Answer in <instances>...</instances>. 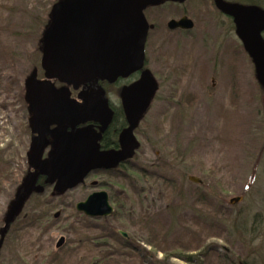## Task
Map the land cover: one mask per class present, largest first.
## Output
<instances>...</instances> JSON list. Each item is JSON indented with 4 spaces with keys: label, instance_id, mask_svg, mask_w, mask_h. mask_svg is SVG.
<instances>
[{
    "label": "rangeland",
    "instance_id": "rangeland-1",
    "mask_svg": "<svg viewBox=\"0 0 264 264\" xmlns=\"http://www.w3.org/2000/svg\"><path fill=\"white\" fill-rule=\"evenodd\" d=\"M58 1L0 0V174L10 168L0 186V230L29 172L25 84L34 72L43 75V33ZM146 15L156 26L146 47L148 67L161 89L138 130L140 147L128 171L91 176L63 195L49 186L42 199L33 196L11 226L0 264H49L55 254L64 264H88L98 255L91 241L111 244L117 257L109 264H188L156 253L147 244L156 235L155 242L172 251L200 245L182 254L195 264H264V90L252 60L212 0L165 3ZM184 15L195 29L171 31L168 23ZM178 80L185 87L177 94L172 85ZM130 167L143 174H131ZM101 191L115 212L116 201L124 206L114 217L91 219L77 211ZM235 198L242 200L232 205ZM43 210L49 217L35 225Z\"/></svg>",
    "mask_w": 264,
    "mask_h": 264
},
{
    "label": "water",
    "instance_id": "water-1",
    "mask_svg": "<svg viewBox=\"0 0 264 264\" xmlns=\"http://www.w3.org/2000/svg\"><path fill=\"white\" fill-rule=\"evenodd\" d=\"M187 0H59L50 14V22L42 40L43 56L41 67L47 81H39L34 76L26 83L27 99L38 120L53 124L64 122L62 106L69 93L57 91L51 81L78 88L93 80L115 83L118 79H128L140 72L146 61V44L150 25L145 11L164 3L183 4ZM216 8L231 17L236 27V35L245 52L252 60L258 82L264 87V9L257 5L230 3L214 0ZM170 30H191L194 22L187 17L168 23ZM157 91V82L149 70H145L139 81L122 91V100L129 128L121 136L120 152L100 153L94 144V133H81L75 137H65L64 132L53 133L55 151L51 154L52 177L47 184L54 185V191L63 195L85 182L87 176L97 169H111L125 160H131L139 147L134 131L151 106ZM52 118L51 121H44ZM55 121V120H58ZM65 118V119H64ZM38 125L37 123L35 124ZM35 139L28 159L35 173L24 180L12 202L0 231V250L6 235L22 211L28 199L34 194H42L44 187L35 186L41 172L40 150L45 145L42 132ZM55 134V135H54ZM60 138H59V137ZM46 164L43 166L45 167ZM196 184L202 182L190 177ZM242 198L231 200V204ZM76 209L92 219H106L114 214L109 195L102 192L91 194L86 201L77 204ZM60 214L56 215L58 218ZM124 237L127 234L120 232ZM64 239L58 244L62 248Z\"/></svg>",
    "mask_w": 264,
    "mask_h": 264
},
{
    "label": "flooded vegetation",
    "instance_id": "flooded-vegetation-1",
    "mask_svg": "<svg viewBox=\"0 0 264 264\" xmlns=\"http://www.w3.org/2000/svg\"><path fill=\"white\" fill-rule=\"evenodd\" d=\"M226 2H230V1H226ZM230 3H233V2H230ZM171 4L183 5L184 3L183 4L171 3ZM213 5L216 8L214 1H213ZM159 7H162V5ZM216 10L220 14V17L223 18V20L227 21L228 23H230L231 26H233L232 31L234 30L235 34H236V27H235V24L233 22V19L231 17H228V16L224 15L223 13H221L217 8H216ZM184 17H187L190 20H192L187 15H184V16L180 17L179 19H173V20L179 21ZM150 24H152V23H150ZM155 28L156 27L154 26L153 30H151V31H154ZM194 29H195V22H194V28L191 30L176 29V30H172V31H175L178 33H184V32H191ZM150 33H149V35H150ZM148 40H149V37H148ZM203 41H205V39H203ZM239 42L241 43L240 40H239ZM212 43L214 45V42H212ZM147 44H148V41H147ZM206 44H208V41ZM206 44H203L204 47ZM206 48L208 49L207 46H206ZM233 51L235 52L236 49L233 48ZM218 63H220V61H218ZM218 63H216V64L219 65ZM219 67H220V65L218 66V68L215 66V69L217 70V72H219V70H218ZM41 69H42V67H41ZM145 70H149L151 72L153 78L157 82V91L153 97L150 108L148 109V111L146 112L144 117L142 118L137 129L134 131L135 139L139 143V137L137 134L138 130H139L142 122L144 121V119L147 117L153 103L156 100V96H157L159 90L161 89V84L159 83V79L153 74V72L148 67L147 54H146L145 66L140 72L132 75L128 79H119L115 83H109V82L103 81V80H93L91 82L80 85L78 88H74L73 86H69V85L61 83L57 80H52L51 83H52L53 87L55 88V90H57V91L67 90L69 93V97H68L67 101L63 102L62 111H61L63 113V116L60 117V118H63L65 116H67L68 118H66V119L64 118L65 119L64 122H62V123L60 122V124L49 123L46 126L47 123L43 122L42 120H38L37 112L35 110H32L31 104L27 99L28 90H27V87L25 84V88H26L25 102H26L27 108H28L27 109L28 110V116H29L28 117V127H29L30 135H31V141L29 144V151H28L27 159H28L29 155H31L33 147H35L34 141H35V139H37L39 137L38 132H42L44 135V138H45V145L40 150L39 163L43 164V166L46 164V166L45 167L41 166L42 167L41 170H44V171L38 175L36 182H35L36 187L42 186L45 188L46 186L51 185V184H47V181L50 180L52 177L51 154L55 151V147H54L55 138L53 137L54 132L56 133L57 131L62 130V132H64L66 138H68V136L75 137L81 133H94L95 137L92 140L94 141V144L97 146L98 151L100 153L120 152L122 150V145H121V141H120L121 136H122L123 132L129 128V123H128L127 115L125 112L123 100H122V91L124 88L129 87V86L133 85L134 83H136L137 81H139L141 78V75L143 74V72ZM42 71H43V69H42ZM173 73H174V70H173ZM175 75L178 76V78H180L179 72L178 73L175 72ZM34 76H36V79L39 81H42V82L47 81V79L45 78V72L44 71H43V75L41 78L39 76V72L36 71L28 80L32 79ZM27 81H26V83H27ZM182 82L180 83L178 80L177 83L172 85V90H175V92L177 94L181 90L184 91L182 88L185 87V85H183ZM124 83H125V85L123 86V88L119 94L118 93L119 92L118 86L120 84H124ZM213 84L216 85L215 79H213ZM259 86L261 89L264 90V87L262 85L259 84ZM115 99L117 101H115ZM60 118H58V120H55V121L59 122ZM51 120H52V118H49V119L44 120V121L47 122V121H51ZM36 123L38 124L37 126L35 125ZM139 147H140V143H139ZM130 161L131 160H125V161L119 163L115 168L110 169V170H106V169L94 170L87 176L85 181L89 177H91V176L95 177L98 174H110L112 172L114 173V172H118L120 170L122 171V173H124L126 170L128 171ZM28 166H29V172L26 175V177L30 173L36 172L35 169L31 167L29 159H28ZM92 186L97 187L98 183H94V184H92Z\"/></svg>",
    "mask_w": 264,
    "mask_h": 264
},
{
    "label": "trees",
    "instance_id": "trees-1",
    "mask_svg": "<svg viewBox=\"0 0 264 264\" xmlns=\"http://www.w3.org/2000/svg\"><path fill=\"white\" fill-rule=\"evenodd\" d=\"M226 1H230V2H233V3H244V4H247V5H257V6H260V7H263L264 8V4L261 3L259 0H226ZM10 168L5 166V168L1 171V174H0V186H2V182L4 181V179L8 178L9 174H10ZM131 171V174L134 175V173L138 174V175H142V171L140 169H133V168H129V172ZM157 177V175H155V178ZM158 178V177H157ZM34 196H37L38 199H42V195H34ZM113 200V199H112ZM115 202V201H114ZM116 206H117V211L119 210V207H120V210L124 207L122 205V203L120 201H116ZM44 204H48L47 202H44ZM116 211V212H117ZM115 212V213H116ZM148 214V213H147ZM115 214L112 216L114 217ZM49 217V214L46 210H43L36 218V220H34V224H41L45 219H47ZM148 218L149 217V214H148ZM11 230V229H9ZM10 231H8L7 233V236L9 235ZM117 235L115 232H114V236ZM6 236V238H7ZM151 237L154 238V235H151ZM160 238V236L157 237L156 235V238L153 239V241H147V244L149 246L152 247V249L156 252V253H163L166 260L170 259V258H183L182 260H184L185 262H187L188 264H195L194 263V258L192 257V255H187V256H184L182 257L183 255L182 254H190L191 252H194V251H199L202 249V247L200 245L198 246H195L196 243H194V246H188V245H183L184 248L183 250L181 251H172L171 249L168 250V249H164L163 247H161L160 245H158V243L155 242V240ZM122 239H124V237H122ZM127 239V238H126ZM125 240V239H124ZM163 243L165 244L166 241L163 240ZM93 242L91 247L93 248L94 247V251H96V253H98V255L96 256H93L91 259L92 261L88 262V264H109V262L114 258V257H117V255L113 254L111 252V249L109 248L111 246V244L107 243V241H105V243L103 245L99 244L97 246H95V242L94 241H91ZM109 242V241H108ZM126 242L128 243L129 241L126 240ZM130 248V246H128ZM187 247V248H186ZM190 247H192L191 249H189ZM136 252L138 253L139 250H136ZM140 253V252H139ZM101 254V255H99ZM120 257V256H119ZM85 259V258H83ZM88 259H86L87 261ZM85 261V262H86ZM89 261V260H88ZM49 264H64V261H63V258L59 255V254H55L54 256H52L51 258V262ZM242 264H250L249 262H244Z\"/></svg>",
    "mask_w": 264,
    "mask_h": 264
},
{
    "label": "bare ground",
    "instance_id": "bare-ground-1",
    "mask_svg": "<svg viewBox=\"0 0 264 264\" xmlns=\"http://www.w3.org/2000/svg\"><path fill=\"white\" fill-rule=\"evenodd\" d=\"M118 80H119V79H118ZM103 81H105V80H103ZM107 82H108V81H107ZM138 144H139V143H138ZM138 148H139V147H138ZM138 148H137V149H138ZM137 149H136V150H137ZM136 150H135V152H136ZM135 152H134V153H135ZM133 156H134V155H133ZM132 158H133V157H132ZM132 158H131V159H132ZM114 168H115V167H114ZM111 169H113V168H111ZM107 170H110V169H107Z\"/></svg>",
    "mask_w": 264,
    "mask_h": 264
}]
</instances>
